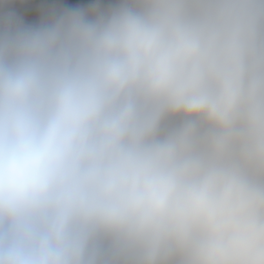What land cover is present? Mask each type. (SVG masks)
I'll return each instance as SVG.
<instances>
[{"label":"clouds","instance_id":"1","mask_svg":"<svg viewBox=\"0 0 264 264\" xmlns=\"http://www.w3.org/2000/svg\"><path fill=\"white\" fill-rule=\"evenodd\" d=\"M0 264H264V0H0Z\"/></svg>","mask_w":264,"mask_h":264}]
</instances>
